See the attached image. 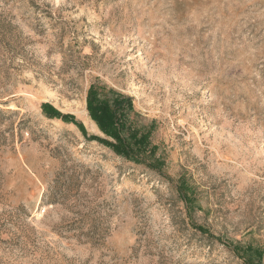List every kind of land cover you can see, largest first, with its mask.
I'll return each mask as SVG.
<instances>
[{
	"label": "rangeland",
	"instance_id": "1",
	"mask_svg": "<svg viewBox=\"0 0 264 264\" xmlns=\"http://www.w3.org/2000/svg\"><path fill=\"white\" fill-rule=\"evenodd\" d=\"M92 84L133 99L156 150L89 138L115 141ZM248 259L264 264V0H0V264Z\"/></svg>",
	"mask_w": 264,
	"mask_h": 264
},
{
	"label": "trees",
	"instance_id": "2",
	"mask_svg": "<svg viewBox=\"0 0 264 264\" xmlns=\"http://www.w3.org/2000/svg\"><path fill=\"white\" fill-rule=\"evenodd\" d=\"M101 88V87H100ZM92 84L88 93V111L101 130L115 141L98 135L89 137L92 140L111 147L116 153L127 158L138 157V153L152 146L149 134L141 133L131 121L134 103L131 97L115 93L112 98L103 96V90ZM114 93V91H111ZM45 112L52 117H62L67 121H75L72 115H64L49 103L43 104ZM77 123V122H76ZM83 128V126H81ZM84 130V128H83ZM249 264H251L248 259Z\"/></svg>",
	"mask_w": 264,
	"mask_h": 264
}]
</instances>
